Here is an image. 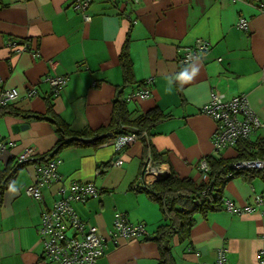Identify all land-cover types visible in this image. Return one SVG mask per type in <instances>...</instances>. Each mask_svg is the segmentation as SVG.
Instances as JSON below:
<instances>
[{"label":"crops","instance_id":"1","mask_svg":"<svg viewBox=\"0 0 264 264\" xmlns=\"http://www.w3.org/2000/svg\"><path fill=\"white\" fill-rule=\"evenodd\" d=\"M72 2L0 0V88L18 90L10 102L14 108L44 113L49 99L75 132L106 126L124 84L119 55L128 38L135 83L126 85L125 95L149 90L147 96L134 95L128 110L137 114L156 107L168 115L149 131V146L178 177L200 181L201 158L237 155L236 146L214 151V121L200 111L211 90L227 99L245 94L264 121V10L259 0H92L89 21ZM239 18L247 21L246 28L237 26ZM197 39L209 41V52L180 66L181 48ZM58 75L68 79L52 96L46 77ZM31 88L35 93L28 96ZM258 136L264 132L249 139ZM0 138L6 142L1 172L27 147L38 154L53 152L59 135L47 120L4 115ZM145 153L143 140H135L119 152L122 165L112 166L117 156L113 137L66 146L57 154L60 180L42 188L43 200L25 192L34 180L33 166L20 167L0 199V264H47L37 232L40 216L59 197L60 185L73 181H91L99 189L96 197L72 203L77 215L105 238L99 264H157L159 250L151 237L114 241L109 236L117 211L145 223L150 236L166 222L159 204L133 188ZM257 195L264 196L260 177L234 175L223 188V198L236 206L252 204ZM220 247L227 264H260L264 204L252 212L196 213L187 238L171 239L175 264H213Z\"/></svg>","mask_w":264,"mask_h":264},{"label":"built area","instance_id":"2","mask_svg":"<svg viewBox=\"0 0 264 264\" xmlns=\"http://www.w3.org/2000/svg\"><path fill=\"white\" fill-rule=\"evenodd\" d=\"M91 1L73 0L72 2V6L81 12L84 21H89L91 18L87 12ZM139 1L126 0L133 4ZM259 6L264 10V0H259ZM237 26L246 28L247 21L244 18H239ZM210 48L209 41L204 39H197L194 44L182 47L180 66L201 59L209 52ZM35 54L36 52L33 51L32 55ZM50 64L53 67L55 62L52 61ZM67 79L66 75L46 77L51 85L52 96L59 94ZM34 93L32 88L27 91L28 96ZM137 94L147 96L149 90L142 89L126 96V99L129 101ZM17 97L18 90L16 88H0V105L10 103ZM200 111L214 121L213 147L215 153L226 147H234L242 140L249 139L252 133L264 132V121L259 118L245 94H238L227 99L221 92L211 90L208 100L201 106ZM141 138L149 145V133L146 131L141 135L135 132L116 134L113 137V147L117 156L111 160L110 165L121 166L123 161L118 155L119 152L131 142L142 140ZM5 148L6 142L0 138V159ZM51 154L52 152L38 154L33 148L27 147L13 159L14 166L19 164L33 166L34 180L25 188L26 194L33 199L43 200L42 188L60 180L57 169L60 159L57 155L51 157ZM197 166L204 177L209 169L205 157L199 160ZM232 166L235 170L257 169L264 171V158H243L236 160ZM168 174L169 170L153 157L150 146H148L143 164L136 176V185L146 188ZM58 194L59 197L52 206L41 213L37 227L42 257L47 264H99L98 260L104 252L105 238L95 225L81 219L72 206L73 202H86L96 197L99 194V189L91 181H73L67 185H60ZM221 203L222 208L229 212H252L264 204V196H255L254 202L245 206H236L232 200L223 197ZM109 236L114 241L118 238L151 237L145 223L130 221L124 212L119 211L114 214ZM260 254L262 255L259 259L260 264H264V249ZM213 264H227L225 248L220 247L216 250Z\"/></svg>","mask_w":264,"mask_h":264},{"label":"trees","instance_id":"3","mask_svg":"<svg viewBox=\"0 0 264 264\" xmlns=\"http://www.w3.org/2000/svg\"><path fill=\"white\" fill-rule=\"evenodd\" d=\"M119 61L124 84L117 89V94L112 101L111 117L106 126L94 130L88 129L75 132L56 114L49 99H46L44 113L22 111L14 108L11 103H7L0 105V117L13 115L22 117L25 120H47L51 122L59 135V140L51 157L57 155L66 146L83 144L84 142L79 138H96L93 143L100 144L109 137H97L106 132H111V137L118 133L135 132L138 135H141L144 131L149 133L158 121L168 115L156 107L137 114L128 110V100L124 90L126 85L135 83L132 62L129 56L128 38H126L121 48ZM141 139L145 144V150H147L149 145L146 144L143 138ZM236 149L237 155L233 158H223L217 155L205 156L209 169L200 181L181 178L170 171L167 176L154 181L146 188L138 187L134 181L133 188L147 193L150 198L156 201L165 217L166 222L151 236L159 250L157 264H175L171 252V239L175 235L180 240L187 238L196 213L206 214L209 211L222 208L223 188L230 177L241 175L246 180H252L256 177L264 180V171L262 170H235L232 166L239 159L250 157L264 158V137L258 136L254 140H242L236 145ZM151 153L157 161L161 162L157 154H153L152 151ZM13 159L0 172V199L18 169L26 165L19 164L14 166Z\"/></svg>","mask_w":264,"mask_h":264},{"label":"water","instance_id":"4","mask_svg":"<svg viewBox=\"0 0 264 264\" xmlns=\"http://www.w3.org/2000/svg\"><path fill=\"white\" fill-rule=\"evenodd\" d=\"M24 127H27V124L25 125H22ZM112 136V133L111 132H106V133H103L101 135H99L97 138H107V137H111ZM82 142H86V143H90V142H93L96 138H79Z\"/></svg>","mask_w":264,"mask_h":264}]
</instances>
